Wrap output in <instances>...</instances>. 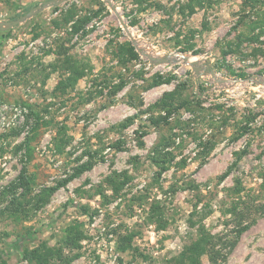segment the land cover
Listing matches in <instances>:
<instances>
[{"label":"rangeland","instance_id":"374dc122","mask_svg":"<svg viewBox=\"0 0 264 264\" xmlns=\"http://www.w3.org/2000/svg\"><path fill=\"white\" fill-rule=\"evenodd\" d=\"M22 18L0 31V264L74 224L71 264H185L197 227L234 243L216 264H264V0H0Z\"/></svg>","mask_w":264,"mask_h":264},{"label":"trees","instance_id":"16d2710c","mask_svg":"<svg viewBox=\"0 0 264 264\" xmlns=\"http://www.w3.org/2000/svg\"><path fill=\"white\" fill-rule=\"evenodd\" d=\"M65 21L67 22L68 19L65 18ZM64 65L65 69L63 72L67 74V77L66 80L60 82V86L63 89L73 85L83 75V72L78 70L70 60L67 62L65 61ZM172 99H174V94H166L158 104L161 109L167 111V116H169L171 110L170 107H172L171 104L168 105V100ZM184 106L185 104L182 103L179 107ZM55 146L58 147L57 144ZM166 155L167 154L164 156ZM91 167V165H82L78 167L66 180L60 184V187L65 186L66 183L88 171L91 169ZM189 226L191 228L194 227L192 223ZM246 229L247 227L238 229L236 231V236L239 237L243 232L246 231ZM31 236V232H27V238L25 240H29ZM130 237L125 238V241L129 242ZM83 238L84 236L77 225H70L62 236V243L60 246L51 248L48 247L46 243H41L32 250H24L23 259L33 264H71L79 257V242ZM233 244L234 243L230 242L226 237L222 239L211 236L207 234L201 227H197L196 238L188 245L183 247L180 258L185 264H201V258L203 256H207L210 263L216 264L224 259L221 254L224 246L227 247L229 245L231 248ZM121 249L122 251L126 250L124 247Z\"/></svg>","mask_w":264,"mask_h":264},{"label":"water","instance_id":"95a60500","mask_svg":"<svg viewBox=\"0 0 264 264\" xmlns=\"http://www.w3.org/2000/svg\"><path fill=\"white\" fill-rule=\"evenodd\" d=\"M23 19L24 18L17 19V20L6 23L5 26H0V31H6L7 29H10V28L17 26L20 22H22ZM157 63H162V61H159Z\"/></svg>","mask_w":264,"mask_h":264}]
</instances>
